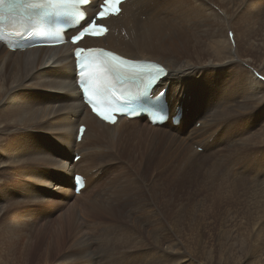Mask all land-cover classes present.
Returning <instances> with one entry per match:
<instances>
[{
	"label": "bare ground",
	"instance_id": "6f19581e",
	"mask_svg": "<svg viewBox=\"0 0 264 264\" xmlns=\"http://www.w3.org/2000/svg\"><path fill=\"white\" fill-rule=\"evenodd\" d=\"M131 12L100 40L167 66L171 101L187 108L181 128L198 123L193 138L204 151L191 149L185 135L156 133L137 119L129 128L102 127L99 151L97 139L88 141L93 125L76 146L77 125L89 115L73 83L71 47L17 52L0 45V264H117L114 251L132 236L131 250H141L119 248L118 264H209L215 250L217 264H264V0H133ZM76 151L83 158L69 165ZM199 153H216L225 171L212 163L203 169ZM73 169L89 176L79 195L68 179ZM223 192H238L253 207L252 253L231 229L249 219L215 214L214 198ZM202 205L209 212H189ZM87 227L96 230V246ZM70 238L75 250L57 256L58 242ZM185 239L195 242L192 250ZM202 240L210 245L204 262L195 256Z\"/></svg>",
	"mask_w": 264,
	"mask_h": 264
},
{
	"label": "rangeland",
	"instance_id": "374dc122",
	"mask_svg": "<svg viewBox=\"0 0 264 264\" xmlns=\"http://www.w3.org/2000/svg\"><path fill=\"white\" fill-rule=\"evenodd\" d=\"M188 76H191V75H188ZM104 135V134H103ZM100 137H98V139H99V141H98V143H101L102 141V139H103V136L102 135H99ZM89 140H94V136L92 135V136H90L89 137V139H88V141ZM92 144H89L88 146H91ZM218 149H221V147L220 148H218ZM98 151H99V148H98ZM97 151V152H98ZM69 161H71V158H69ZM69 161H66V163H69ZM99 162V161H98ZM235 166V168L237 169V165H234ZM103 168H105V164H102V166L100 167V169H103ZM99 169V168H98ZM97 169V170H98ZM104 180H102V181H100L99 183H102ZM105 184H106V182H103L102 184H101V187H102V190L105 188ZM100 186V184H98V186H96V188H95V191H98V187ZM224 194L222 195H220V194H216L217 195V197L216 198H214V201L215 200H218V203H215V214H218V213H220V212H225L226 214L228 213V214H230L231 216H233V213H234V215H237V216H239V217H247L249 220L247 221V222H245V223H236V224H234L233 226H232V228L231 229H234V230H236L238 233H240V235L242 234L243 235V238L245 239V242L243 243V250H247V251H249L250 253H252V250H253V248H254V246L256 245V241H257V239H256V235H255V233H253L252 232V230H251V228L253 227V224H254V222H252L254 219L252 218V213H253V207H251V204L249 203V201H248V199L245 197V196H243V195H241V194H239L238 192H236L234 195H232V196H230V195H226V192H223ZM79 195V194H78ZM220 195V196H219ZM241 195V196H240ZM224 196V197H223ZM244 198H243V197ZM222 197V198H221ZM80 198H82V196H80ZM227 198V199H226ZM238 198V199H237ZM221 199V200H220ZM235 199V200H234ZM210 201H209V203H212L213 202V200H211V198L209 199ZM225 200V201H224ZM241 200V201H240ZM234 201V202H233ZM239 201V202H238ZM227 202V203H226ZM232 202V203H231ZM236 203V204H235ZM237 203H239V207H237L238 206V204ZM242 203H243V205H244V207L242 206L241 207V205H242ZM246 203V204H245ZM221 204V205H220ZM235 204V205H234ZM230 207H229V206ZM237 205V206H236ZM202 208H200V209H195V210H189V212L190 213H192L193 215H194V217H198V216H201V214H203V213H205L207 210H208V206H206V205H202L201 206ZM204 207V208H203ZM229 207V208H228ZM233 207V208H232ZM235 207V208H234ZM244 208V209H243ZM221 209V210H220ZM230 209H231V211H233V212H231L230 211ZM236 210V211H235ZM251 210V211H250ZM194 211V212H193ZM227 211V212H226ZM172 214H175L176 213V209H174V210H172V211H170ZM207 212H209V210L207 211ZM217 212V213H216ZM237 214H236V213ZM241 212V213H240ZM239 214V215H238ZM243 214V216H241ZM55 215H52L51 216V219H50V221H51V225H52V228H51V230L54 232V223H53V217H54ZM220 216V215H219ZM46 218H48V217H46ZM224 218V215H223V217H221V218H216L214 221L215 222H219V221H221L222 219ZM218 219V220H217ZM94 221V220H93ZM97 223L99 222L97 219L95 220ZM94 221V222H95ZM41 223H39L38 224V226H36L32 231H33V234L35 233V231L36 230H38V228H40V226H42V225H44V224H46L48 221H47V219H43V220H41L40 221ZM43 222V223H42ZM262 222H264V221H262ZM85 223L86 224H90V222L89 221H85ZM252 223V224H251ZM85 224V225H86ZM242 224H243V226H242ZM34 227V226H33ZM74 227H76V226H74ZM73 228V227H72ZM91 227H87V228H85V230L83 229V231H85V232H87L88 233V236H89V232H92L93 233V236H94V238H96V235H97V233H96V230H93L92 228L90 229ZM88 229V230H87ZM70 230V229H69ZM45 231H46V229H45ZM68 231V230H67ZM248 232V233H247ZM47 233V232H46ZM68 233H69V235H71V237L73 236V233L71 232V231H68ZM96 233V234H95ZM55 234V233H54ZM261 235H264V234H261ZM30 236H31V234H30ZM29 236V237H30ZM111 236H113V235H111ZM75 238H77L76 236H74ZM113 237H115V236H113ZM128 238V236L127 235H125V238ZM133 237V236H132ZM132 237L130 238V242H131V244L129 245V244H126V241L124 242V237L122 238V242H121V246H119L114 252H115V261H116V263L118 264V263H121L120 262V260H121V257H122V254L123 253H125V254H132L133 252H135V251H140L141 250V248H132V250H131V246H132V244L134 243V241L132 240ZM157 237V238H156ZM155 238L156 239H158V236H156ZM55 238H58L56 235H55ZM90 238V237H89ZM126 238V239H127ZM115 239H118V237H115ZM125 239V240H126ZM132 240V241H131ZM190 240H192V239H189L188 241L185 239V244H187V246H188V248L189 249H191L189 246H193V243H195L194 241H193V243L190 241ZM205 240V239H204ZM66 241V242H65ZM65 241H62L61 243L63 244H60L59 242H58V244H59V247H60V249H61V253L60 254H58L57 256H61V254H65L64 252H66V253H69L71 250H75V246L74 245H72V242L74 241V239H72L71 240V238L70 239H66ZM203 241V240H202ZM201 241V245H195V256H196V258L199 260V261H201V262H204L205 261V250L206 249H209L210 248V245L207 243V242H202ZM252 241V242H251ZM264 242V240L263 239H261V238H259V240H258V243L260 244V242ZM41 242H43V241H41ZM236 242H241V241H236ZM124 243H125V246H124ZM190 243V244H189ZM205 243V244H204ZM71 244V245H70ZM203 244V245H202ZM207 244V245H206ZM106 245H108V247L111 249V247L109 246V243L108 244H106ZM130 247H129V246ZM250 246L249 248L250 249H248V246ZM128 246V247H127ZM204 246V247H203ZM257 246V245H256ZM125 249H124V248ZM127 247V248H126ZM201 247H202V249H201ZM215 247L216 248H218L217 246H214V248H213V251L215 250ZM259 247V246H258ZM72 248V249H71ZM119 248H123L124 249V252L121 254V253H119V252H121L122 250H119ZM260 248V247H259ZM95 249V248H94ZM93 249V250H94ZM136 249V250H135ZM260 249H263V248H260ZM64 250V251H63ZM66 250V251H65ZM98 250V249H97ZM192 250V249H191ZM243 250L240 252V254H242V252H243ZM128 251V252H127ZM261 251V252H260ZM259 252L260 253H263L264 254V252L262 251V250H260ZM98 252H99V250H98ZM57 253H58V251H57ZM56 253V254H57ZM214 255H215V258L218 260V258H219V251H217V250H215L214 251ZM263 257H264V255H263ZM100 258H102V254H98V258L97 259H100ZM119 258V259H118ZM216 259H214V260H211L210 262H209V264H217V260ZM35 261H36V259H35ZM164 261H166V263L165 264H174V261L175 260H157V261H155V262H152L151 264H154V263H158V264H164ZM213 261V262H212ZM216 262V263H215ZM133 264H135L136 262H132ZM64 264V263H63ZM65 264H72V261L71 260H68V262H65ZM123 264H130V263H123ZM176 264H177V262H176Z\"/></svg>",
	"mask_w": 264,
	"mask_h": 264
},
{
	"label": "snow or ice",
	"instance_id": "6c2138e0",
	"mask_svg": "<svg viewBox=\"0 0 264 264\" xmlns=\"http://www.w3.org/2000/svg\"><path fill=\"white\" fill-rule=\"evenodd\" d=\"M117 2H118V0H117Z\"/></svg>",
	"mask_w": 264,
	"mask_h": 264
}]
</instances>
